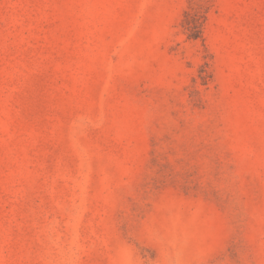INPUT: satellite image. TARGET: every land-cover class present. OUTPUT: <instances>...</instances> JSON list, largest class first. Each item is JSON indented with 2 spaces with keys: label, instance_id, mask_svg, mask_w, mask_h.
I'll return each mask as SVG.
<instances>
[{
  "label": "rangeland",
  "instance_id": "1",
  "mask_svg": "<svg viewBox=\"0 0 264 264\" xmlns=\"http://www.w3.org/2000/svg\"><path fill=\"white\" fill-rule=\"evenodd\" d=\"M0 264H264V0H0Z\"/></svg>",
  "mask_w": 264,
  "mask_h": 264
},
{
  "label": "trees",
  "instance_id": "2",
  "mask_svg": "<svg viewBox=\"0 0 264 264\" xmlns=\"http://www.w3.org/2000/svg\"><path fill=\"white\" fill-rule=\"evenodd\" d=\"M184 27L189 39H202V24L199 18H194L192 24L184 25Z\"/></svg>",
  "mask_w": 264,
  "mask_h": 264
}]
</instances>
